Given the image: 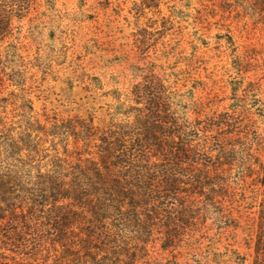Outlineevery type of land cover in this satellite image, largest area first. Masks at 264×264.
Segmentation results:
<instances>
[{"label":"rangeland","instance_id":"rangeland-1","mask_svg":"<svg viewBox=\"0 0 264 264\" xmlns=\"http://www.w3.org/2000/svg\"><path fill=\"white\" fill-rule=\"evenodd\" d=\"M216 4L213 12L198 0L154 8L142 0H38L25 5L13 13L11 29L0 41V99H5L0 103V138L21 135L26 122L35 127L64 123V133L74 125L103 128L111 119L130 122L133 108H141L129 101L135 84L151 71L180 74L189 112L198 103L207 112L229 113L237 123L244 145H237V151L244 155L238 154L227 173L236 201L234 214L225 215L237 226L222 224L226 220L213 209L208 225L231 239L226 264H254L264 206V0ZM55 136L62 155L75 150L73 136ZM33 138L38 143L42 139L39 156L46 154L45 162L52 159L54 137L35 133ZM231 138L237 142V136ZM5 235L0 230V264H56L65 255L63 247L50 241L45 249L18 248ZM184 252L151 249L152 261L167 264ZM111 256L98 251L94 263L105 264L104 258Z\"/></svg>","mask_w":264,"mask_h":264},{"label":"trees","instance_id":"trees-1","mask_svg":"<svg viewBox=\"0 0 264 264\" xmlns=\"http://www.w3.org/2000/svg\"><path fill=\"white\" fill-rule=\"evenodd\" d=\"M142 1L154 8L193 0ZM198 1L204 10L216 11L217 0ZM37 3L0 0V41L11 29L13 13ZM184 81L180 74L148 73L131 89L129 101L141 108L132 107L136 114L127 123L111 119L103 128L74 125L64 133V123L26 122L21 135L0 138V221L6 223L0 230L10 244L38 250L48 241L60 245L65 255L56 264L94 263L101 250L113 254L105 264H158L151 255L156 248L185 250L167 264H226L231 239L210 228L208 212L213 209L226 220L222 224L237 226L225 216L234 214L236 201L227 173L242 154L237 145H244L229 113L207 112L198 103L189 112ZM35 133L54 137L56 153L47 162L46 154L39 156L44 149ZM55 135L73 136L75 150L62 155ZM232 135L237 142H231ZM238 181L245 186L244 178ZM257 243L254 264H264V206Z\"/></svg>","mask_w":264,"mask_h":264}]
</instances>
